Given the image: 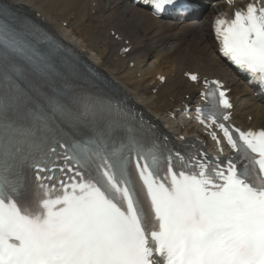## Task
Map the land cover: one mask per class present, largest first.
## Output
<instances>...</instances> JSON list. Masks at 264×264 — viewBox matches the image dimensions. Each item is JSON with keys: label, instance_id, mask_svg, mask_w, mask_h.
<instances>
[{"label": "snow or ice", "instance_id": "snow-or-ice-1", "mask_svg": "<svg viewBox=\"0 0 264 264\" xmlns=\"http://www.w3.org/2000/svg\"><path fill=\"white\" fill-rule=\"evenodd\" d=\"M134 2L161 16L193 0ZM213 32L264 91V7L218 16ZM59 53L0 6V264H264V128L231 123L227 89L205 81L196 119L231 151L215 131L220 155L198 141L180 150L122 100L73 82Z\"/></svg>", "mask_w": 264, "mask_h": 264}, {"label": "bare ground", "instance_id": "bare-ground-1", "mask_svg": "<svg viewBox=\"0 0 264 264\" xmlns=\"http://www.w3.org/2000/svg\"><path fill=\"white\" fill-rule=\"evenodd\" d=\"M24 5L40 14L46 24L67 38L83 54H89L96 65L109 71L113 78L149 110L157 115L174 111L185 95H195L196 87L188 83L182 73L197 71L200 76H218L232 88L234 113L239 123L264 128V103L255 97L247 84L236 78L219 60L209 20L213 7L204 6L181 22L165 21L151 17L144 8L131 7L124 0H7ZM216 0V7L222 5ZM97 13L94 16V13ZM67 22V28L62 23ZM79 28H76L78 27ZM84 31V39L72 40L69 33ZM115 30L123 37L117 42L109 36ZM129 40L130 51L125 57L118 55ZM153 58L154 61L148 60ZM133 66H129V62ZM161 73L165 82L160 84L155 76ZM136 74H140L139 77ZM157 88L152 94L151 89ZM252 116L248 123L247 116ZM172 131H178L170 124ZM181 125L191 127L185 121Z\"/></svg>", "mask_w": 264, "mask_h": 264}, {"label": "rangeland", "instance_id": "rangeland-1", "mask_svg": "<svg viewBox=\"0 0 264 264\" xmlns=\"http://www.w3.org/2000/svg\"><path fill=\"white\" fill-rule=\"evenodd\" d=\"M150 61H151V59H150ZM152 63V62H151Z\"/></svg>", "mask_w": 264, "mask_h": 264}]
</instances>
